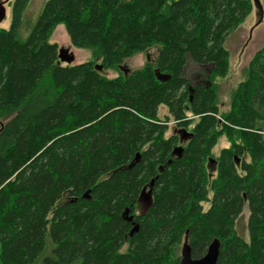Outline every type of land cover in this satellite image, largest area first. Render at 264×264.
Here are the masks:
<instances>
[{"label": "trees", "instance_id": "16d2710c", "mask_svg": "<svg viewBox=\"0 0 264 264\" xmlns=\"http://www.w3.org/2000/svg\"><path fill=\"white\" fill-rule=\"evenodd\" d=\"M30 1L0 28V264H179L184 243L199 259L214 239L216 264H264V46L221 115L213 82L253 0H46L21 41ZM58 25L99 64L61 65ZM154 46V66L100 74ZM188 59L211 67L206 83L185 76Z\"/></svg>", "mask_w": 264, "mask_h": 264}, {"label": "rangeland", "instance_id": "374dc122", "mask_svg": "<svg viewBox=\"0 0 264 264\" xmlns=\"http://www.w3.org/2000/svg\"><path fill=\"white\" fill-rule=\"evenodd\" d=\"M46 0H31L23 13L21 25L18 30V39L24 41L32 28L34 27L38 15L42 9V6ZM13 0H0V8L2 10L0 18V28L8 30L11 24V5ZM258 3H252V10L243 23L234 31H232L226 38L224 46L227 49L228 56V68L224 77L215 78V94L216 102L219 109V115L225 113L229 109L230 100L233 93L236 91L240 82L245 78L244 70L252 59L254 54L264 46V0H258ZM48 42L50 44L57 45L58 51L63 50L67 56H70L72 60L70 62L59 61L61 65H77L85 62H93L99 64V59H94L92 51L88 49H78L70 44L69 38L62 25H58L52 31ZM158 47L154 46L144 53H137L134 56L123 61L122 65L116 68L100 70V74L108 79L115 78L119 72L123 73L122 68L128 71L139 70L150 63L155 65L158 56ZM210 66H199L191 62L189 59L186 63L185 76L191 81H201L206 83L208 79V73ZM187 112V116L190 114ZM168 112L164 106H159L158 117L164 119ZM195 124L193 121L187 128L186 131L191 133L192 128ZM182 137L181 146L186 143V136L183 135L181 128H175V124L172 119L167 123L166 136L174 134ZM228 147V142L224 136L217 139L215 146L211 150V160H216L219 156L220 151L223 148ZM214 166V164H212ZM236 166H239V161L236 162ZM214 174V172H213ZM150 197L147 190L141 193L137 205L135 207L136 214L144 213L149 204ZM206 204H203L205 206ZM248 218V212L246 209L243 210L242 214L236 221V229L238 233L247 240V229L246 222ZM50 253L49 246L43 253L44 256H48ZM36 264H41L37 262Z\"/></svg>", "mask_w": 264, "mask_h": 264}, {"label": "water", "instance_id": "95a60500", "mask_svg": "<svg viewBox=\"0 0 264 264\" xmlns=\"http://www.w3.org/2000/svg\"><path fill=\"white\" fill-rule=\"evenodd\" d=\"M258 0H253L255 4H257ZM2 10L0 8V18H1ZM58 59L62 62H70L72 58L70 56H67L66 52L63 50L58 51ZM98 70L101 68L98 66ZM123 74L126 75L128 73L127 69L122 68ZM156 77L158 80L162 81L165 80V76L159 75L157 71H155ZM178 151H180V148H177ZM238 162V160L236 161ZM137 230V227L135 226L130 235ZM218 251H219V241L217 239H214L209 244L206 253L203 257L199 259H191L190 257V250L186 243L183 244L181 248V254H180V261L179 264H216L217 258H218Z\"/></svg>", "mask_w": 264, "mask_h": 264}]
</instances>
